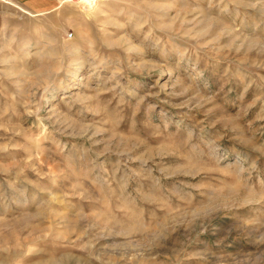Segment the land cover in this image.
<instances>
[{"label": "rangeland", "instance_id": "374dc122", "mask_svg": "<svg viewBox=\"0 0 264 264\" xmlns=\"http://www.w3.org/2000/svg\"><path fill=\"white\" fill-rule=\"evenodd\" d=\"M0 264H264V0H0Z\"/></svg>", "mask_w": 264, "mask_h": 264}]
</instances>
